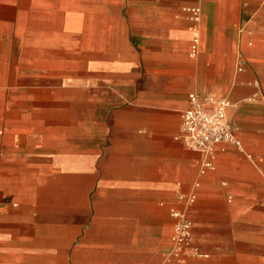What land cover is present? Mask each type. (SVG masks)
Returning <instances> with one entry per match:
<instances>
[{"label":"crops","instance_id":"1","mask_svg":"<svg viewBox=\"0 0 264 264\" xmlns=\"http://www.w3.org/2000/svg\"><path fill=\"white\" fill-rule=\"evenodd\" d=\"M0 264H264V0H0Z\"/></svg>","mask_w":264,"mask_h":264},{"label":"built area","instance_id":"2","mask_svg":"<svg viewBox=\"0 0 264 264\" xmlns=\"http://www.w3.org/2000/svg\"><path fill=\"white\" fill-rule=\"evenodd\" d=\"M192 19L198 22L201 9L189 8ZM199 37H194L193 51L197 49ZM231 101L226 96L190 95V106L183 112L182 139L185 144L197 151L212 155L216 147L224 142L239 144L232 125L228 119ZM194 198L190 199L193 202ZM177 222L173 236L174 253H198L193 243V224L185 212L175 211Z\"/></svg>","mask_w":264,"mask_h":264}]
</instances>
